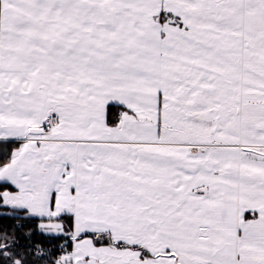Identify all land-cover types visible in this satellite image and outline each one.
I'll list each match as a JSON object with an SVG mask.
<instances>
[{"label": "snow or ice", "instance_id": "6c2138e0", "mask_svg": "<svg viewBox=\"0 0 264 264\" xmlns=\"http://www.w3.org/2000/svg\"><path fill=\"white\" fill-rule=\"evenodd\" d=\"M0 264H264V0H0Z\"/></svg>", "mask_w": 264, "mask_h": 264}]
</instances>
